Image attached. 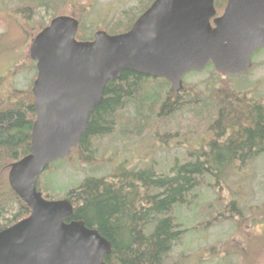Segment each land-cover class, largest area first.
I'll use <instances>...</instances> for the list:
<instances>
[{
  "label": "trees",
  "instance_id": "obj_1",
  "mask_svg": "<svg viewBox=\"0 0 264 264\" xmlns=\"http://www.w3.org/2000/svg\"><path fill=\"white\" fill-rule=\"evenodd\" d=\"M152 1L142 0L137 8L124 10V17L98 29L109 34L129 30ZM31 2L46 9L54 4L52 0ZM225 4L226 0H214L216 15L222 13ZM25 9H28L27 19L34 13V6L31 4ZM55 16L52 13L49 19ZM78 22L75 38L92 39V36H86L82 20ZM17 23V29L9 26L0 32V43L4 44L0 51L11 49L9 41H18L25 35L19 32L23 24L18 19ZM46 25L43 21L37 22L33 37ZM22 66L14 65L13 72ZM209 67H212L210 63L200 71ZM211 69V73L220 77V83L209 89L203 98L197 97L198 91L194 84L184 81L185 76L183 87L176 92L163 78L123 70L118 79L106 82L102 99L89 114L86 130L77 145L70 149L67 157L49 164L42 172H56L67 159L72 161L75 158L79 163L96 162L94 143L113 130L125 138L148 133L151 129L164 138L172 137L174 129L207 135L197 148L190 145L182 153L183 158L175 159L164 174H157L149 167L129 170L118 166V171L113 174L90 176L77 186L60 191L61 196L56 199L65 198L72 205L70 219L82 220L86 227L96 229L110 242L111 250L103 257L105 264H159V256L165 255L170 244L185 231L175 229V225L182 223L180 209L184 205L191 208L194 201V209L203 212L199 207L205 186L208 187L205 189H212L217 196H222L221 178L227 169H235L264 153V99L253 97L251 88L235 90L229 82L231 76L220 75ZM194 72L198 71L188 73ZM33 103L31 84L24 89L10 87L0 99V230L26 217L30 211L9 188L4 174L11 163L30 153V132L35 119ZM39 177L35 185L41 191ZM56 191L54 193H58ZM42 196L54 199L48 192ZM12 204H15V212L5 217ZM224 208L230 214L226 220L234 224L237 234H241L249 217L243 215L235 199L227 201ZM251 208L250 218L264 219V201ZM219 214L216 219H196L190 229H205L222 221L225 215ZM153 221L156 225L147 233L145 226ZM253 238L258 243L264 241V235Z\"/></svg>",
  "mask_w": 264,
  "mask_h": 264
},
{
  "label": "water",
  "instance_id": "obj_2",
  "mask_svg": "<svg viewBox=\"0 0 264 264\" xmlns=\"http://www.w3.org/2000/svg\"><path fill=\"white\" fill-rule=\"evenodd\" d=\"M78 24L55 16L29 44L36 70L30 153L10 164L7 182L30 211L0 230V264H105L110 242L70 219L67 199L44 198L35 180L77 145L107 81L131 70L178 92L185 74L208 63L223 76L244 74L264 48V0H226L218 16L214 0H153L129 30L99 29L90 40L75 38Z\"/></svg>",
  "mask_w": 264,
  "mask_h": 264
},
{
  "label": "rangeland",
  "instance_id": "obj_3",
  "mask_svg": "<svg viewBox=\"0 0 264 264\" xmlns=\"http://www.w3.org/2000/svg\"><path fill=\"white\" fill-rule=\"evenodd\" d=\"M52 1L53 7L46 9L38 7L37 3H32L31 0H0V32L9 26L13 30L17 29L18 19L23 24V31L19 32L25 33L23 37L20 35L18 41H9L12 45L11 49L0 51V99H3L10 87L24 89L32 85L36 70L34 61L29 57L28 48L35 34L33 29L37 27V22L43 21L44 24H48L52 13L56 16H73L82 20L86 36H92L95 30L102 28L101 26L112 24L124 17L122 15L124 10L140 6L138 4H141L142 0ZM31 4L34 6V13L32 12L26 19L28 9L25 8ZM84 6L85 11L81 14ZM3 45L0 43V48H3ZM251 61L253 67L249 73L231 76L229 82L235 90L243 91L251 88L253 97L264 99V49L253 53ZM16 64L23 66L13 72ZM211 68L183 76L185 82L194 84L199 98L205 97L209 89L220 83V77L211 73ZM8 73L10 75H7ZM174 130L171 131L173 136L168 138H164L159 133L157 135L152 129L148 133L127 138L113 130L94 143L93 156L97 159L96 162L79 163L75 158L72 161L67 159L56 172L41 174L39 177L41 193L48 192L56 199L61 196L60 191L73 188L90 176L113 174L118 171V166L127 167L129 170L149 167L157 174H164L175 159L183 158L182 153L190 145L195 149L203 139L207 138L203 132L188 134L182 129ZM221 182L222 196H217L212 189H205L208 187L204 185L205 195L199 207L203 212L194 209L193 200L191 208L184 205L180 209L183 219L181 224L175 225V229L185 231L179 234L177 240L170 244L169 251L165 253L168 264H264V241L258 243L259 241L253 238L264 235V219L250 218L251 207L260 205L264 201V153L235 169L228 168ZM55 191L58 193H54ZM199 191L201 192L202 189ZM218 198L221 200H217ZM231 199H235L243 215L249 217L248 224L243 227L241 234L236 233L234 224L230 220H226L229 219L230 214L224 207ZM11 206L5 217H10L15 212V204ZM220 212L225 215L222 221H216L205 229H190V225L196 219H216ZM154 225L156 221L146 225V232L150 233Z\"/></svg>",
  "mask_w": 264,
  "mask_h": 264
},
{
  "label": "flooded vegetation",
  "instance_id": "obj_4",
  "mask_svg": "<svg viewBox=\"0 0 264 264\" xmlns=\"http://www.w3.org/2000/svg\"><path fill=\"white\" fill-rule=\"evenodd\" d=\"M159 264H168L167 257L165 255L159 256Z\"/></svg>",
  "mask_w": 264,
  "mask_h": 264
},
{
  "label": "bare ground",
  "instance_id": "obj_5",
  "mask_svg": "<svg viewBox=\"0 0 264 264\" xmlns=\"http://www.w3.org/2000/svg\"><path fill=\"white\" fill-rule=\"evenodd\" d=\"M173 229V228H172ZM177 230V229H176Z\"/></svg>",
  "mask_w": 264,
  "mask_h": 264
}]
</instances>
